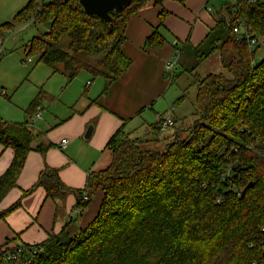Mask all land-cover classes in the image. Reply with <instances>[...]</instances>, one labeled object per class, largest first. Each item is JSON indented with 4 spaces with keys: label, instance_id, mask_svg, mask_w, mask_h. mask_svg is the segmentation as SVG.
I'll use <instances>...</instances> for the list:
<instances>
[{
    "label": "trees",
    "instance_id": "16d2710c",
    "mask_svg": "<svg viewBox=\"0 0 264 264\" xmlns=\"http://www.w3.org/2000/svg\"><path fill=\"white\" fill-rule=\"evenodd\" d=\"M163 1L133 0L111 13L109 32L110 23L89 14L80 0H28L11 21L0 25V32L30 22L43 27V36L26 44L25 59L36 56L54 73H73L70 80L81 71L92 78L104 77L105 93L132 62L122 51L128 22L147 4L162 7ZM226 12L230 18L219 16L198 46L189 41L182 45L183 71L165 74L170 86L181 74L189 82L175 105L187 101L189 88H195L193 123L177 127L174 119L175 139L159 149L154 143L172 136H162V124H142L146 127L142 133L141 127L128 130L133 118L126 120L107 143L110 165L89 174L84 189L66 186L58 169L46 165L24 194L38 187L52 199L74 193L75 209L81 210L100 193L98 212L74 235L64 228L40 245L3 248L0 264H264V56L256 61L264 44V0H238ZM167 15L162 7L146 48L166 41L162 29ZM240 24L249 38L234 32ZM250 38L263 43L252 47ZM63 39L68 40L67 47L62 46ZM175 45L179 47L178 42ZM216 50L228 75L194 73ZM46 98L52 97L38 93L25 110L24 122L0 116V144L14 150L0 176V203L17 186L39 137L29 119ZM181 131H187V138H179ZM249 183L254 185L241 197ZM19 206L18 200L0 210V220ZM34 248L38 252L28 263L26 256ZM5 251L16 258L6 262Z\"/></svg>",
    "mask_w": 264,
    "mask_h": 264
},
{
    "label": "crops",
    "instance_id": "0c3cea01",
    "mask_svg": "<svg viewBox=\"0 0 264 264\" xmlns=\"http://www.w3.org/2000/svg\"><path fill=\"white\" fill-rule=\"evenodd\" d=\"M27 2L0 0V25L11 21ZM162 7L168 11L162 29L166 41L159 47L146 48V39L160 23ZM162 7L149 3L128 22L122 51L132 62L107 92L103 93L104 87L97 96L89 98L86 86H81L75 100L66 106L67 111L54 109L51 116L46 115L43 104L46 102L50 106L51 102L43 100L41 118L38 119L41 122L37 126L38 120H35L32 125L37 128L35 132L39 137L32 143L17 186L0 203V210H4L20 201L19 207L0 220V254L6 247L40 245L64 228L74 235L96 216L101 202L100 193L88 207L81 210L75 209L78 199L74 193H68L62 199H52L43 187H38L24 194L34 186L46 165L58 169L60 179L66 186L84 189L89 174L110 165L112 151L107 148V143L126 120L133 118L129 123L138 120L137 127H141L140 132L145 133L146 127L142 124L157 122L158 116L164 112L170 111L178 122H184L192 115L194 101L189 103V110H181L187 101L175 105L174 101L179 96L171 101L167 98L173 85L170 86L171 80L165 76L168 73L166 65L174 55L177 42L179 49L186 41H189V45L198 46L215 26L219 17L217 8L223 10L224 7L215 4L214 0H164ZM183 65H186L185 61ZM182 71L181 66L176 67L175 73ZM219 72L228 75L222 66L220 51L216 50L194 73L206 76ZM183 76L185 74L177 78L181 93L186 87L182 84ZM140 111L141 114L137 115ZM32 119H29V123ZM168 129L162 131L164 138L173 134L168 133ZM64 138L68 139V143L62 147L60 142ZM40 146L45 148L44 152L39 150ZM13 156L12 148L0 144V176L9 167Z\"/></svg>",
    "mask_w": 264,
    "mask_h": 264
},
{
    "label": "rangeland",
    "instance_id": "374dc122",
    "mask_svg": "<svg viewBox=\"0 0 264 264\" xmlns=\"http://www.w3.org/2000/svg\"><path fill=\"white\" fill-rule=\"evenodd\" d=\"M215 4L224 7L223 10L218 9L217 13L220 17L230 18L226 12V8L235 0H214ZM45 33L44 28L37 26L33 23H24L17 25L14 29H5L3 34V54L0 59V116L5 120L11 122H24L27 120L25 110L30 106L33 99L38 95L40 91L47 93L50 97L49 103L44 102L46 115L53 113L54 109L58 111H67L66 106L70 104V101L75 100L76 94H78L81 86H86L87 96L94 98L105 87L106 81L102 77L92 78V75L87 71H81L75 77H70L61 73H54L52 68L45 65L42 62H38L36 56H32V62H25L27 56L25 54L26 44L34 36H43ZM68 40L63 39L62 46L67 47ZM264 56V44L258 52L257 60L259 61ZM186 56L180 55L177 67L179 68L182 64V60ZM25 60V61H24ZM182 84L185 86L189 83L188 80L183 76ZM180 83L177 82L172 86L167 94L169 101L177 98L181 95V89H179ZM5 91V94H2ZM195 88H189L188 95L189 99L181 110H189L191 103L195 99ZM80 95V93H79ZM86 96V97H87ZM47 99V98H46ZM56 100L55 102H52ZM42 104V105H43ZM171 105V104H170ZM157 108V106H156ZM188 115V113H187ZM193 115L188 116L184 119V122H179L177 127L184 126L188 127L194 121ZM38 120V119H36ZM40 120L37 121L36 125L39 126ZM32 123V121H31ZM35 125V126H36ZM139 125L138 120L133 123H129L127 129L130 130ZM32 130H37L29 124ZM175 128L169 127L168 133H173ZM166 134V133H165ZM172 136L168 140H161L155 142L153 147L164 149L165 144L168 141L175 139ZM187 131H181L179 138L181 140L187 138ZM164 136V134L162 135Z\"/></svg>",
    "mask_w": 264,
    "mask_h": 264
},
{
    "label": "built area",
    "instance_id": "2783aa9c",
    "mask_svg": "<svg viewBox=\"0 0 264 264\" xmlns=\"http://www.w3.org/2000/svg\"><path fill=\"white\" fill-rule=\"evenodd\" d=\"M235 1L237 2L238 0H235ZM234 32L235 33H243L244 32L246 34L247 38L250 37L249 31L247 29H244L242 24L235 26L234 27ZM260 42L263 43V41H261L260 39L250 38V43L249 44H250V46L255 47ZM3 44H4V42H3V34H2V32H0V58L2 57V54H3V50H2ZM180 54H181V49H179V47H177L175 52H174V55L172 56V58L168 61L167 65H166V69H167L168 73L173 72V71L176 70L177 64L179 62ZM25 62L31 63L32 59H28ZM2 94H5V91H2ZM39 118H41V110H39L34 115L31 125H33L34 121L36 119H39ZM157 122L162 124V128L163 129L169 128V127L173 126V124H174L173 114L170 111L164 112V113H162V114H160L158 116V121ZM67 143H68V139H66V138L62 139L61 142H60L62 147H65L67 145ZM37 252H38V250L35 249V248L28 252V254L26 256V259H27L28 263L32 262V260L34 258V255ZM2 254L5 257L6 262H10V261H12L13 259L16 258V254L11 252V251H5Z\"/></svg>",
    "mask_w": 264,
    "mask_h": 264
},
{
    "label": "water",
    "instance_id": "95a60500",
    "mask_svg": "<svg viewBox=\"0 0 264 264\" xmlns=\"http://www.w3.org/2000/svg\"><path fill=\"white\" fill-rule=\"evenodd\" d=\"M133 0H80L85 10L89 14H95L104 19L109 25V32L113 31V17L111 13L120 12L126 5L130 4ZM70 73L69 76H72ZM254 184L249 183L241 190V197H244L246 190Z\"/></svg>",
    "mask_w": 264,
    "mask_h": 264
}]
</instances>
